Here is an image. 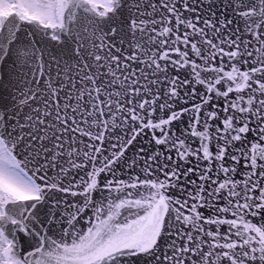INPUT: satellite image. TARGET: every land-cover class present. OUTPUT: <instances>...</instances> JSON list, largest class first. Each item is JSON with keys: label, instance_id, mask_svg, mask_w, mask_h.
<instances>
[{"label": "snow or ice", "instance_id": "6c2138e0", "mask_svg": "<svg viewBox=\"0 0 264 264\" xmlns=\"http://www.w3.org/2000/svg\"><path fill=\"white\" fill-rule=\"evenodd\" d=\"M0 264H264V0H0Z\"/></svg>", "mask_w": 264, "mask_h": 264}]
</instances>
